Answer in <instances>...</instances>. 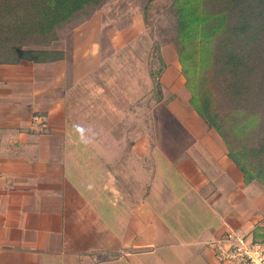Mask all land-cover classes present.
Masks as SVG:
<instances>
[{
	"label": "crops",
	"instance_id": "0c3cea01",
	"mask_svg": "<svg viewBox=\"0 0 264 264\" xmlns=\"http://www.w3.org/2000/svg\"><path fill=\"white\" fill-rule=\"evenodd\" d=\"M34 63L49 64L42 67L45 84L36 81L43 70ZM66 70L65 59L0 63V264H230L218 258V240H264V187L260 183L255 186L258 181L247 183L224 143L212 133L216 131L206 128L183 106V118L192 125L189 127L197 129V134L206 137L214 160L222 167L213 176L194 158L179 162L180 172L193 186L204 184L201 192L205 200L194 198V212H181L170 201L155 208L157 205L149 200L158 194L149 190L134 205L119 208L124 221L119 236L115 233L103 241L83 242V227L76 229L69 224L70 219H83L80 207H69L64 193L69 169L65 161L55 160L57 148L50 146L49 138L64 136L67 143L61 151L68 152L69 145L77 146L80 133L67 126L64 111L54 108L56 101L45 98L48 93L41 89L66 87ZM7 80L11 84L6 87L19 81V89L1 86ZM15 90L17 95H11ZM103 143L108 142L104 139ZM60 145L63 147V139ZM76 148L81 150V143ZM151 148L149 140L141 136L131 141L130 152L143 162ZM143 165L151 169L149 163ZM106 193L108 200L121 199L110 189L101 196ZM116 206L117 202L103 204L111 217L119 212ZM75 210L80 213L72 217ZM86 212L94 211L88 208ZM93 215L86 217L94 218L96 213Z\"/></svg>",
	"mask_w": 264,
	"mask_h": 264
},
{
	"label": "rangeland",
	"instance_id": "374dc122",
	"mask_svg": "<svg viewBox=\"0 0 264 264\" xmlns=\"http://www.w3.org/2000/svg\"><path fill=\"white\" fill-rule=\"evenodd\" d=\"M171 8L172 0H154L146 21L142 0H107L92 18L81 17L65 24L60 30V40L54 43L66 50L67 84L51 91L41 89L48 93L45 98L56 101L54 108L64 111L67 126L80 133L77 146L81 143V150L69 145L68 152L61 151L67 143L65 137L49 138L50 146L57 148L55 160L65 161L69 169L64 193L69 198V207L78 206L83 214L79 221L69 218V224L76 229L83 227L80 234L83 242L103 241L115 233L119 236L124 228L119 208L134 205L149 190L158 194L149 200L157 205L155 208L170 201L181 212H194V198L205 200L201 192L204 184L193 186L180 172L179 162L194 158L209 175L216 176L222 171L206 137L197 134V129L189 127L192 125L183 118L184 105L178 99L167 103L151 98L155 82L151 70L159 72L160 56L168 63L160 78L165 84V94L182 91L184 76L179 72L178 53L167 41L174 18ZM34 64L43 70L39 74L36 71V81L44 83L47 77L42 67L49 64ZM8 81L1 86L19 89V81L6 87L11 84ZM16 90L11 95H17ZM53 124L55 127L57 121ZM47 131L54 132L49 128ZM212 133L223 144L218 134ZM141 136L152 144L146 161L143 160L151 169L130 152L131 141ZM109 189L121 199L108 200L107 193L101 196ZM108 201L117 202L119 212L112 217L110 210L103 207ZM88 208L94 212H86ZM75 211L72 217L78 210ZM93 213L94 218L86 217L94 216ZM184 219L188 218L184 215Z\"/></svg>",
	"mask_w": 264,
	"mask_h": 264
},
{
	"label": "trees",
	"instance_id": "16d2710c",
	"mask_svg": "<svg viewBox=\"0 0 264 264\" xmlns=\"http://www.w3.org/2000/svg\"><path fill=\"white\" fill-rule=\"evenodd\" d=\"M107 0H0V63L66 58L61 28L92 18ZM154 0H142L144 20ZM168 42L178 53L182 91L168 92L160 56L151 98L180 99L216 131L247 183L264 187V0H172ZM255 241V240H254Z\"/></svg>",
	"mask_w": 264,
	"mask_h": 264
},
{
	"label": "built area",
	"instance_id": "2783aa9c",
	"mask_svg": "<svg viewBox=\"0 0 264 264\" xmlns=\"http://www.w3.org/2000/svg\"><path fill=\"white\" fill-rule=\"evenodd\" d=\"M218 258L230 264H264V240H246L238 237L216 243Z\"/></svg>",
	"mask_w": 264,
	"mask_h": 264
}]
</instances>
